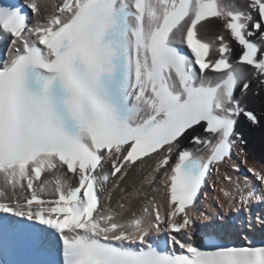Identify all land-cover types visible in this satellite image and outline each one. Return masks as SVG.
<instances>
[{
	"label": "snow or ice",
	"instance_id": "snow-or-ice-1",
	"mask_svg": "<svg viewBox=\"0 0 264 264\" xmlns=\"http://www.w3.org/2000/svg\"><path fill=\"white\" fill-rule=\"evenodd\" d=\"M216 23L238 57L201 37ZM0 44V264H264V170L244 174L237 131L259 125L246 98L264 88V0H0ZM236 149L209 223L200 196ZM145 157L153 195L126 192Z\"/></svg>",
	"mask_w": 264,
	"mask_h": 264
},
{
	"label": "bare ground",
	"instance_id": "bare-ground-1",
	"mask_svg": "<svg viewBox=\"0 0 264 264\" xmlns=\"http://www.w3.org/2000/svg\"><path fill=\"white\" fill-rule=\"evenodd\" d=\"M214 30H218L221 33H223L224 35H226V38L228 37L227 31L223 30L222 26L219 23L212 25L208 31L202 32L201 36L203 38L210 39L211 36H213ZM259 90H260V94H259L260 96L259 97H261V98L258 100L259 104L257 105V109L260 111V113H262V112L264 113V88H259ZM252 98H253L252 95L247 96L248 101L253 100ZM260 126H261L260 130L258 129V127H252V126H248L247 128L242 129V131L246 134V136L250 140V144H248V147H249L250 152L252 154L259 152V145H260V147H262V138H263V134H264V114H263V119H262V123ZM250 162H252L256 166H259V168L261 170H264V158L261 159L260 162H258L256 159H254L251 156ZM208 205L213 208L212 213H214L215 212V205L211 202H208ZM197 208H198V205H197Z\"/></svg>",
	"mask_w": 264,
	"mask_h": 264
},
{
	"label": "rangeland",
	"instance_id": "rangeland-1",
	"mask_svg": "<svg viewBox=\"0 0 264 264\" xmlns=\"http://www.w3.org/2000/svg\"><path fill=\"white\" fill-rule=\"evenodd\" d=\"M216 24H218V23H216ZM218 32H220V31H218V30H214L213 31V36H216V34L218 33ZM250 95H252V97H255V94H254V89H252V91H251V93H250ZM257 96H260V95H257ZM263 112L261 113V116L263 117ZM261 127V126H260ZM260 127H258V129L260 130ZM204 196V195H203ZM202 196V197H203ZM205 198V197H204ZM202 204H204V209L202 210L203 211V213H206V214H208V215H214L215 214V212L214 213H212V211H213V208L212 207H210L206 202H202ZM198 207H199V203H198ZM200 207H201V204H200Z\"/></svg>",
	"mask_w": 264,
	"mask_h": 264
}]
</instances>
